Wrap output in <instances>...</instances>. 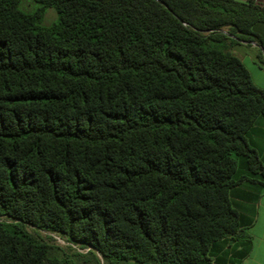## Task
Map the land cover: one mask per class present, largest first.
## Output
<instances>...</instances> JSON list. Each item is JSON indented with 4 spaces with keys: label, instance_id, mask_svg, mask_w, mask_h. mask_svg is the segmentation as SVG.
<instances>
[{
    "label": "trees",
    "instance_id": "trees-1",
    "mask_svg": "<svg viewBox=\"0 0 264 264\" xmlns=\"http://www.w3.org/2000/svg\"><path fill=\"white\" fill-rule=\"evenodd\" d=\"M21 2L0 0V264H207L249 239L231 190L264 191V88L231 48L264 51V5Z\"/></svg>",
    "mask_w": 264,
    "mask_h": 264
},
{
    "label": "crops",
    "instance_id": "crops-1",
    "mask_svg": "<svg viewBox=\"0 0 264 264\" xmlns=\"http://www.w3.org/2000/svg\"><path fill=\"white\" fill-rule=\"evenodd\" d=\"M255 2L264 5V0ZM253 31L264 39V22L253 24ZM239 45L256 46L264 57V51L254 42ZM248 139L264 163V118H258ZM231 199L250 238L217 244L207 264H264V191L256 184L245 182L231 190Z\"/></svg>",
    "mask_w": 264,
    "mask_h": 264
},
{
    "label": "rangeland",
    "instance_id": "rangeland-1",
    "mask_svg": "<svg viewBox=\"0 0 264 264\" xmlns=\"http://www.w3.org/2000/svg\"><path fill=\"white\" fill-rule=\"evenodd\" d=\"M21 7L26 10H31L33 8L32 0H22ZM55 17L56 13L54 9L51 7L47 8L42 19V24L46 25L51 23L55 19ZM240 43L245 42L239 41V43L235 44V47L231 48L232 53L239 57L243 62V64L249 71L252 81L258 87L264 88V57L262 56V54H260V50L256 46L239 45ZM27 229L31 233L55 245L50 232L37 230L32 226H27ZM60 248H62L69 255L77 252V249L70 245L60 246ZM98 258L100 259L101 264H107L99 255Z\"/></svg>",
    "mask_w": 264,
    "mask_h": 264
},
{
    "label": "built area",
    "instance_id": "built-area-1",
    "mask_svg": "<svg viewBox=\"0 0 264 264\" xmlns=\"http://www.w3.org/2000/svg\"><path fill=\"white\" fill-rule=\"evenodd\" d=\"M256 1V0H254ZM51 237L53 238L55 244L59 245V246H73L77 249V251L79 252H85L87 251L90 247H80L78 246L77 243H72V242H68L66 240H64L62 237H60L57 233L55 232H50Z\"/></svg>",
    "mask_w": 264,
    "mask_h": 264
},
{
    "label": "water",
    "instance_id": "water-1",
    "mask_svg": "<svg viewBox=\"0 0 264 264\" xmlns=\"http://www.w3.org/2000/svg\"><path fill=\"white\" fill-rule=\"evenodd\" d=\"M256 44V43H255ZM257 46H259L258 44H256ZM260 49H262L260 46H259Z\"/></svg>",
    "mask_w": 264,
    "mask_h": 264
}]
</instances>
